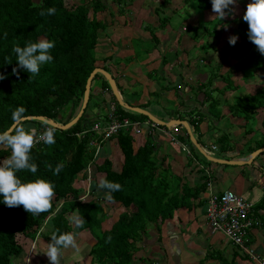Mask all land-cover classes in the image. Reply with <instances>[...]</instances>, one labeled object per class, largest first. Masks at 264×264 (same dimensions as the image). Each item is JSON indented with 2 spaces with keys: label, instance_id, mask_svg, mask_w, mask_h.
<instances>
[{
  "label": "trees",
  "instance_id": "trees-1",
  "mask_svg": "<svg viewBox=\"0 0 264 264\" xmlns=\"http://www.w3.org/2000/svg\"><path fill=\"white\" fill-rule=\"evenodd\" d=\"M113 1L117 6L123 2ZM184 3L192 10V14L198 17L195 24L189 27L190 37L194 38L198 31L202 30L204 34L218 40L223 26L227 25L228 21L224 18H217L213 23L203 20L205 12L212 8L211 0H184ZM50 7L57 9L55 15H39ZM107 7L105 0H79L70 5H65L64 0H0V75L5 77L0 80V132L9 129L13 124L12 113L17 108L25 109L24 117L42 116L62 125L67 124L76 115V110L80 108L83 100L86 80L95 69L98 32L105 30L104 22L98 19L97 15L107 10ZM225 11L227 15L230 14L229 9ZM191 17L189 13H184L182 20L187 21ZM169 19L163 18L162 26ZM233 22L235 27L229 37L237 36L238 39L235 45H230L228 37L221 58L226 65L242 74V80H246L250 78V73L264 68V55H261L248 39L247 23L242 18ZM40 39L54 42L55 47L50 50L53 61L41 65L39 74L32 76L18 67L13 47H24L26 42H38ZM134 44L138 49L140 40H135ZM209 47L212 45L208 43L200 46L201 49ZM13 68H17V74H13ZM211 76L207 84L201 85V89H195L198 94L202 92L205 101L209 102L208 110L218 115L221 114V109L218 108L220 101L208 100L211 93L219 91V94L224 95L227 91H236L239 86L232 85L234 80L229 74ZM99 77L103 78L102 75ZM218 77L224 83L222 89L212 88L213 80ZM105 83L106 86L94 95L91 103L89 94L86 109L75 125L68 130L51 128L55 136V143L52 145L38 140L39 135L50 126L36 120L23 122V126L33 124V129L36 130L37 142L30 155L31 162L37 165L38 170L36 173L22 170L17 172V177L22 182L45 179L54 185L55 196L51 209L39 215L25 212L22 206L9 208L0 196V264H23L24 250L19 243V236L31 241L37 237H46L45 233L41 232L44 225L47 226L49 237L46 239L49 241L55 230H59L57 235L72 232L68 215L77 209L85 220L82 228H76L77 232L89 231L95 239V244L89 251V264H135L137 260L135 261L134 256L140 249L141 241L149 227L154 226L156 232L160 233L162 225L171 221L179 209L189 208L192 202L201 208L206 202L201 195L204 193L206 182L194 188L183 183L179 185L182 178L169 175V168L164 167L165 159H160L156 153L158 149H155L156 142L151 133L146 137L144 145L134 152L133 138L128 131L118 132L115 138L123 156L120 172L112 171L108 158L104 157L100 165L94 163L95 150L90 148L88 143L95 135L87 133L83 138H78L76 134L89 129L100 119V116L90 118L83 115L88 108L89 111L96 108L102 110L107 105L102 91H110V88L106 81ZM102 102L105 104L101 105ZM111 102L115 103L119 115L129 117V112H125L112 95ZM89 104L91 107H88ZM226 106L229 113L235 117H250L259 109H264V86L256 89L253 94L236 96L231 103L226 102ZM134 115L147 119L145 116ZM132 117L133 121L138 118ZM200 121L201 117L197 121L192 117L187 118L194 132ZM262 124L264 126V117ZM224 138L227 137H221V141ZM262 141V144L257 145L264 147V137ZM183 142L197 152L188 137ZM10 155V149L0 146V161ZM58 163L65 166L58 175H53L46 165L51 164L54 169ZM89 165H94L95 171L103 173V179L121 185L120 191L112 193V204L118 203L124 210L109 229L102 228V219L107 217L101 202L105 200L106 190L100 189L99 184L93 182V191L98 190L100 195H87L90 200L83 201L80 197L85 195V191L75 187L84 179L82 172ZM255 212L254 207L253 217L258 219ZM144 260L150 264V261ZM44 262L49 264L48 259Z\"/></svg>",
  "mask_w": 264,
  "mask_h": 264
},
{
  "label": "crops",
  "instance_id": "crops-1",
  "mask_svg": "<svg viewBox=\"0 0 264 264\" xmlns=\"http://www.w3.org/2000/svg\"><path fill=\"white\" fill-rule=\"evenodd\" d=\"M129 2L131 1L123 0L118 6V11L124 8L128 13H133V20L131 22L126 21L124 23V28L133 23L134 27L135 25L137 26V33L138 31L144 30L148 35L150 33V39L146 38L144 35L145 33H138V35L132 36H129L127 33L114 35L109 31L115 32L121 28L113 30L110 26L112 19L109 16L100 19L105 24L108 36L105 34L104 30L98 32L95 49V68H101L111 74L116 83L120 97H122L127 104L146 111L158 120L165 123H170L172 120L187 122V118L192 117L197 121L201 117V121L197 125V130L194 132L192 131L193 128L190 129L198 147L203 151L205 150L204 152L207 156L221 161H248L254 151L263 148L257 144L254 146L251 143L253 137L258 136V133H260L259 135H264V126L262 124L264 109H259L255 114L250 115V117L247 116L246 119L243 117H235L229 113L226 106V102L231 103L235 99L231 97V99L222 100V108H220V106L218 107L221 109V114H212L208 110L209 102L205 101L204 94L202 92L199 94L197 91L194 92L195 88H200L201 85L207 84L212 72L209 73L211 69L206 71L203 65L197 64L190 66L189 70V62H191V59H189L188 56L192 51H190L191 48H188L185 42V39H188V35L185 37L181 34H176L172 39L170 35L168 36V34H166V31L162 30H166L165 27L167 26L163 28L153 27L154 31H151L149 27V25H152L149 15L151 9L144 7L146 0H133L132 4ZM196 16L197 15L193 14L195 19L191 17L190 20H182L181 24L187 25L189 30V27L194 25L197 20L198 17ZM188 22H191V24L189 25ZM144 24L147 25L144 26ZM157 26L158 24L155 25V27ZM129 28L130 27H128V29ZM167 28L174 31V29H170V26ZM183 29L186 28L183 27ZM221 37L222 35L218 40H220ZM137 39L140 40L138 49H136L137 45L134 44V41ZM165 41H169V43L165 44ZM173 43H175L176 47L174 50H171L168 47ZM198 50H201V48L198 47ZM180 51L182 52V57L178 55ZM205 74L207 76H205ZM214 75L216 76L217 74ZM155 78L165 83V92L161 94L160 98L157 96L160 88L156 86L157 80ZM215 81L216 79L212 82V88L222 89L224 87L221 88ZM235 85L237 84L235 83ZM258 88L259 87H256L254 91L246 90V93L253 94ZM177 91L180 92L179 96L174 95ZM93 92L97 95L98 92H101V89ZM234 93H236V91H234ZM102 94L107 105L104 106L102 110L99 108L91 110L89 116L91 118L100 116V120L106 121L111 104L115 106V103L111 102V95L113 97L114 95L111 90L102 91ZM219 95L223 96L221 94ZM166 98H170L173 101L176 100L177 102H183L184 104L180 103L179 106L176 105L173 109H168L165 104L160 107L161 100ZM218 101L221 102L219 99ZM105 103L102 102L101 105ZM148 103L153 104L149 107ZM144 105L146 106L143 107ZM178 109L179 111H177ZM79 111L80 108L77 110L76 115ZM136 114L145 116L147 119L143 121L137 119L134 121L141 124L140 134H134L128 131L133 138L132 147L134 152L144 145L146 137L151 133L156 142L155 149H158L156 153L160 159H165L164 167L169 168V175L182 178L179 185L183 183L194 188L206 182L204 193L201 194L202 198L206 201L208 194L207 184H209L210 192L216 195H220L224 191L229 190L253 203L259 224L249 234L248 247L253 250V254L258 260L264 261V152L256 155L251 163L239 166L225 165L208 161L191 143L196 151L208 161L207 164L199 163L193 151L183 142V140H186V137L189 139V135L183 125L179 124L169 128L153 123L150 117L144 114ZM76 115L74 117H76ZM252 117H254L253 121H255V124H251V128H247V123ZM238 120H241L242 123L237 122ZM150 122L155 127L151 125L148 127L147 125ZM93 124L89 129L83 130L79 134L84 131H87L85 134L93 133L91 131ZM24 127L26 129H33L34 125L29 124ZM175 131H177V133ZM85 134L79 137L76 134V136L78 138H83ZM93 134L95 137L90 139L88 144L90 148L94 149L96 152V148L92 143L93 141H101V136L95 133ZM223 136L227 138L221 141L220 138ZM172 137L180 144L181 149L177 152L174 147H172ZM116 140L117 139L114 137L102 143L100 148L101 155L98 156L100 153L99 150L98 154L94 155V163L100 165L102 162L97 164V161L99 157L104 156L111 161L112 171L120 172L122 168L120 160H122L123 163V156ZM189 141L191 142L190 139ZM213 147H215V149H213ZM236 168L240 169V173L233 172ZM86 171H88L87 174ZM95 172L97 173V184H99L101 179H98V176L101 175L103 178L104 174L98 171ZM82 175L84 177V182L87 178H91V172L87 170V168L82 172ZM89 181L90 180H88V184ZM87 192L88 191L85 192V195L80 197L81 200L88 197ZM194 214L195 216L192 218ZM160 228L161 227H159V230ZM148 229L149 235L143 238L140 249H138L136 256H134L135 261L137 260L134 262L135 264H148L149 262L144 259L150 261V264H257L249 256H245L235 246L228 243L221 234L210 233L206 220V202L201 208L198 207V205H194L192 202L189 208L179 209L176 216L171 221L162 225V231L160 233L156 232L154 226ZM86 232L93 240V243L85 253V257L79 261L80 264H89L91 262L89 251L95 244V239L90 235L89 231ZM216 235H218L217 238L214 237ZM159 237L161 240L158 241ZM86 257L88 260L85 263L84 260ZM45 258L47 259V257ZM46 259L42 261V264H45L44 261ZM70 262L75 264L71 259Z\"/></svg>",
  "mask_w": 264,
  "mask_h": 264
},
{
  "label": "rangeland",
  "instance_id": "rangeland-1",
  "mask_svg": "<svg viewBox=\"0 0 264 264\" xmlns=\"http://www.w3.org/2000/svg\"><path fill=\"white\" fill-rule=\"evenodd\" d=\"M74 1L78 2L79 0H64L65 5H70ZM105 1L107 3V6H108L107 10L98 13L97 17L99 19H104L105 17L109 16L112 19L111 25H110L111 28L113 30L116 28H121L115 32L109 31L110 33H113L114 35H122L123 33H127L129 36L138 35V33L139 34L145 33L144 35L146 36V38L150 39V37H149L150 33L148 35V33H146L144 30L138 31V33H137V30H138L137 26L135 25V27H134L133 23H131L130 25H127L128 27H130L129 29H128V27L124 28V26H125L124 23L126 21L131 22L133 20L132 19L133 13H131V12L128 13L127 10H125L124 8H122L120 11H118V6H117L118 4L116 2H114L113 0H105ZM124 1H127V0H124ZM130 1L131 2H129V3L132 4L133 0H130ZM249 2H250V0H236V3L234 5L229 6L230 14L229 15L226 14L224 17V19L226 21H228V24L223 26L222 32H221L222 37L220 40H217L210 35H206L203 33L202 30H199L198 31L199 33L194 37L195 39L199 38V41L190 37L187 25L181 24L184 13H186V14L189 13L193 17L192 10H190L187 7V5H184L183 0H151V1L146 0V2L144 4V7L151 9V11H149V13H150L149 15L151 17L150 23L152 25L148 24L151 31H154L153 27L154 28H159V27L163 28L165 26H167V27L170 26V29H174V31L169 30L167 27H165L166 30L162 29L163 31H166V34H168V36L170 35V38H172L176 34H181L185 37H187V35H188V39L186 38L185 42L188 45L187 47L191 48L190 51H192L191 54L188 56V58L191 59V62H189V70H190V66L197 64V65H201V66L203 65V67L206 68V71L211 69V71H209V73L212 72V75H214V74H217V75L229 74L233 77L234 82L239 86V88L236 90V93H234V91H230V92H226L225 95L220 96L219 91H216V92L213 91L210 95L211 96L210 99L208 98V100H210V101L212 99H215L216 101H218V99L221 100V102L219 103L220 108H222V105H223L222 100L223 99H231V97L236 98V96L246 93V90L247 91H254V89L256 87H260V86L264 85V68L263 67L260 70L255 71L254 73H250V75H249L250 78H248L246 80H242V74L240 72L236 71L233 67L231 68L230 66L226 65V63H224L222 61V58H221V54H222V52H224V50L226 48L228 36L232 33V30L235 27L233 21H235V19L238 20V19L243 17V15L246 11V5ZM182 8H183V10H181ZM184 10L187 12H185ZM140 14H142V13H140ZM89 16L90 17L92 16L91 12L89 13ZM165 17H169L170 19H169V21L166 20L165 21L166 24L164 26H162L161 20ZM217 18L218 17H216V14L212 12V9L205 12V14L203 16L204 21L212 22V23L215 22ZM193 19H195V17H193ZM188 23H189V25L191 24V22H188ZM156 24H158L157 27H155ZM145 25H147V24H144V26ZM183 27L186 29H183ZM104 32L108 36L106 29L104 30ZM103 38H104V36H103ZM166 43L168 44L169 41L168 42L165 41V44ZM205 43L211 44L212 47H209L206 49L202 48L201 50H198V47H200L199 45H203ZM175 47H176L175 43H173L168 48L171 50H174ZM178 55L182 57V52L180 51L178 53ZM91 73L89 74V76L91 75ZM196 73H194V74H196ZM96 75H97V77H94V79L91 82V92H90L91 101L89 103L93 102L92 99L95 95L93 91L102 89L103 86H106V83H105L106 80L99 77L100 76L99 74H96ZM89 76H88V78H89ZM205 76H207V75L205 74ZM88 78L86 80L85 86L87 84ZM215 82H217L221 88L224 86L223 82L221 81V78H219V77L216 79ZM234 82L232 84L233 86L235 85ZM156 86H158L160 88V91L157 95L160 98L161 94L163 92H165V83L158 79L156 81ZM196 91L197 90L194 89V92H196ZM179 94H180L179 91L174 93L175 96H179ZM162 98H165V97H162ZM97 99L99 100L100 96ZM122 100H123V98H122ZM180 103H183V102H177L176 100L173 101L170 98H166V99L161 100V103L159 106L161 107L163 104H165L168 109H170V108L173 109L174 107H176V105L179 106ZM117 104H118V102H117ZM152 104L153 103H148V106L150 107ZM145 106L146 105H144L143 107H145ZM88 107H91V104H89ZM89 109L90 108H88V111L86 113H84L83 116L90 117L89 116L90 115ZM177 111H179V109ZM128 112H129L128 118L130 120L133 119L132 116L138 117V116L134 115L136 113L131 112V111H128ZM253 118L254 117L250 118V120L248 121V123H247L248 127L247 128H251V124H255V121H253ZM137 119L141 120V121L145 120L144 118H139V117ZM237 122L242 123L241 120H238ZM175 129H176V127H175ZM245 129H246V127H245ZM175 132L177 133V131H175ZM259 134L260 133H258V136H254L252 139L251 144H253L254 146L256 144H262V142H263L262 137H264V135H259ZM242 135H243V133H242ZM171 141H172V147H174L176 152L179 149H181L180 144L176 140L174 141L173 139H171ZM221 143L224 144L223 142H221ZM189 148L191 149V147H189ZM116 151L118 153L117 148H116ZM172 151H173V149H172ZM192 151H193V154L196 156V159L199 161V163L207 164L208 161H206V159L203 156H201L198 152H195L194 150H192ZM181 153H183V152H181ZM100 155H101V150H100V153L98 156H100ZM103 158H104V156L99 157L97 164H100L103 161L102 160ZM120 162L122 164V160H120ZM94 169H95L94 166H89V170L91 172V178H89V179L87 178L85 182L83 180H82V182L80 181L79 184L75 185V187H77V188L79 187L80 189H82L85 192L88 191L87 192L88 195H91L93 197H97L98 195H100V192L98 190L93 191V189H92L93 182L97 183V173L95 172ZM233 172L240 173V169L236 168V169H234ZM87 173H88V171H86V174ZM99 178L102 179V176L101 175L98 176V179ZM88 180H90L89 184H88ZM173 181H175V180H173ZM92 191L94 193L93 195H92ZM88 199L90 200L89 197H87L86 199H82V200L86 201ZM101 202H102V206H104V209H105V212L107 215V217L102 219V221H103L102 227H103V229H108L117 220L119 214L123 212L124 208H122L120 205H118L116 203L112 204V203H109L105 200L101 201ZM72 215H73V213L69 214L68 219L72 225V232H76L79 234L77 236V241H76L78 247L76 249H73L71 247H69L67 249H63L62 250L63 255L61 257L60 264H72L70 262V259L73 260L75 264H80L79 261L85 257V253L87 252V250L89 249V247L93 243V240L91 239V237L89 236V234L86 231L85 232H77L76 227L72 223V220H71ZM194 216H195V214L192 215V218ZM46 230H47V226L44 225L41 232L45 233L46 237H49L48 232H46ZM39 233H40V231H39ZM146 235H149V232H147ZM46 237H37L34 241L23 238L21 236L18 237L19 243L22 245L23 250H24V257L22 258L23 264H42V261L44 259H46L45 258L46 256L43 254L46 251V244L50 242L48 239H46ZM214 237L217 238L218 235H216ZM87 260H88V258L86 257L84 260L85 263L87 262Z\"/></svg>",
  "mask_w": 264,
  "mask_h": 264
},
{
  "label": "clouds",
  "instance_id": "clouds-1",
  "mask_svg": "<svg viewBox=\"0 0 264 264\" xmlns=\"http://www.w3.org/2000/svg\"><path fill=\"white\" fill-rule=\"evenodd\" d=\"M236 0H211L212 12L216 17L223 19L229 6L234 5ZM57 9L50 7L46 11H41L40 16L55 15ZM247 23L248 39L254 44L261 55H264V0H250L246 5V11L242 17ZM237 36L229 37L228 43L235 45ZM55 47L54 42L46 39H40L38 42H26L24 47L14 46L13 52L17 57L18 67L23 68L32 76L38 75L40 66L53 61L50 50ZM13 74H17V68H13ZM5 77L0 75V80ZM24 108H17L12 113L13 125L0 132V146L10 149L11 155L0 161V196L3 197V203L9 207L22 206L24 211L32 215H39L48 211L52 207V200L55 196L54 185L45 179H35L28 182H22L17 177V172L28 170L31 173L37 172V165L31 162V150L37 142L36 130L26 129L23 126ZM47 145L55 143L54 130L46 128L38 137ZM63 163H58L53 169L51 164L46 168L58 175L64 168ZM98 187L106 190L104 199L109 203L114 202L113 192L121 190V185L116 182H110L101 179ZM72 223L76 228H82L85 220L79 215L77 209L72 217ZM59 230L52 232L50 242L46 244V251L43 253L49 264H60L63 255V249L69 247L76 249L77 236L76 232H66L57 235ZM110 239V238H109Z\"/></svg>",
  "mask_w": 264,
  "mask_h": 264
},
{
  "label": "built area",
  "instance_id": "built-area-1",
  "mask_svg": "<svg viewBox=\"0 0 264 264\" xmlns=\"http://www.w3.org/2000/svg\"><path fill=\"white\" fill-rule=\"evenodd\" d=\"M109 111L106 121L98 119L91 128L93 133L101 136V141H93L92 143L96 148L95 155L98 154L103 141L114 138L121 130L134 134L141 133V124L119 116L114 104H111ZM150 125L155 127L151 122L147 126ZM86 132L77 134V136H82ZM89 166L87 170H89ZM209 189L210 185L207 184L206 220L210 233L221 234L228 243L235 246L242 254L248 255L257 264H264V261L258 260L253 254V250L248 247L249 234L259 224L258 219L253 217V203L233 191L227 190L216 195Z\"/></svg>",
  "mask_w": 264,
  "mask_h": 264
},
{
  "label": "water",
  "instance_id": "water-1",
  "mask_svg": "<svg viewBox=\"0 0 264 264\" xmlns=\"http://www.w3.org/2000/svg\"><path fill=\"white\" fill-rule=\"evenodd\" d=\"M96 74H100L104 77V79L106 80V82L108 83L109 85V88L111 90V92L113 93L116 101L118 102L119 106L122 107L125 111H131V112H135V113H140V114H144L146 115L147 117H150L151 121L157 125H161V126H165V127H173V126H176V125H183V127L185 128V130L187 131V134L189 135V139L191 140V143L198 149V151L208 160V161H211L213 163H217V164H225V165H243V164H248V163H251L252 159L258 155L259 153L261 152H264V147L263 148H260L256 151H254L252 153V156L251 158L248 160V161H241V162H237V161H221V160H217L213 157H209L205 154V152L200 148L198 147V144L197 142L195 141L193 135H192V131L188 125L187 122H184V121H177V120H172L170 123H165L161 120H158L157 118L155 117H152L149 113H147L146 111H143L139 108H136V107H132L130 106L129 104H127L126 102H124L122 100V98L120 97L119 93H118V90H117V86H116V83L114 81V79L112 78L111 74L101 68H95L91 75L89 76L88 78V81H87V84L85 86V91H84V95H83V100H82V104H81V107H80V111L79 113L76 115V117H74L71 121H69L67 124L65 125H62V124H59L53 120H49V119H46L42 116H27L25 117V120H36V121H39V122H42L44 124H46L47 126H50L52 127L53 129H60V130H67L69 129L70 127H72L73 125H75L77 123V121L79 120V118L82 116L83 112H84V109L86 108L87 106V102H88V99H89V94H90V90H91V82H92V79L93 77L96 75ZM23 121V122H24ZM13 125V124H12ZM11 125V126H12ZM10 126V127H11Z\"/></svg>",
  "mask_w": 264,
  "mask_h": 264
}]
</instances>
